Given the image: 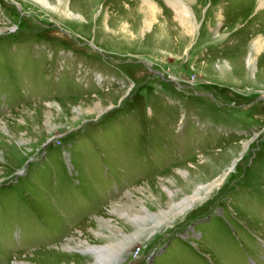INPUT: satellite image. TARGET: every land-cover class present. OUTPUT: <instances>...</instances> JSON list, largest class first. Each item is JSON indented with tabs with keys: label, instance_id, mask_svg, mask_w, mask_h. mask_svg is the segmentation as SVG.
Wrapping results in <instances>:
<instances>
[{
	"label": "rangeland",
	"instance_id": "rangeland-1",
	"mask_svg": "<svg viewBox=\"0 0 264 264\" xmlns=\"http://www.w3.org/2000/svg\"><path fill=\"white\" fill-rule=\"evenodd\" d=\"M152 1L0 0V264H264L263 0Z\"/></svg>",
	"mask_w": 264,
	"mask_h": 264
},
{
	"label": "bare ground",
	"instance_id": "bare-ground-1",
	"mask_svg": "<svg viewBox=\"0 0 264 264\" xmlns=\"http://www.w3.org/2000/svg\"><path fill=\"white\" fill-rule=\"evenodd\" d=\"M177 1H178V3H176L177 5L176 4L173 5V8H174V11H176V13L179 14L181 11H183L184 9H186L188 7H187V5L185 6L183 3H182V5H180V2H183V0H177ZM188 1L193 2V0H188ZM195 1H197V2H195L197 4V6H201L200 3L202 0H195ZM142 4H143V6H141V9H143V11L145 9L144 8L145 6L147 8H150V9L156 8L155 6H153L155 4L153 3L152 0H142ZM261 4H264V0L261 2ZM193 6L191 7L192 9H193ZM208 9H209V14H211V10L213 9V7L208 8ZM146 14H147V12H146ZM194 15H195V13H194ZM248 60L252 61L250 58H248ZM252 63H253V61L250 62V64H252ZM202 195L204 196L205 194L201 193V186H200L197 189H195L194 191H192L190 193V196H186V198H184L182 203L175 206V209L180 211L179 214H183L185 212V210H187L188 208H191V206L193 204H196L199 200H201L200 198L202 197ZM144 214L145 215L150 214V211H148V209H144ZM135 217H138V216L132 217V219L130 221V222H132L133 228H135V223H136L135 221H137V220H134ZM149 217L151 218V216H149ZM162 217L163 216H161V218L156 220L155 222H153L154 220L152 221L153 222L152 224H155L153 226V228L158 225V223L160 222ZM150 225L135 228L132 231L133 233H131L130 235L125 233V230H122L121 233L117 232L118 234L116 233V230L115 231L113 230V232L109 231V233H108V234H110L109 238L115 237L114 238L115 240L118 239L117 246L112 248V249H108L109 246L105 245V244L90 245V244L86 243V246L85 245L84 246H85L86 251L89 253V258H91V262L89 264H119L121 262L122 258L125 257V254L128 252L129 247L132 244L139 242L141 239L146 238L150 235V230H151ZM105 239L107 240L108 237L106 236ZM109 245H111V244H109Z\"/></svg>",
	"mask_w": 264,
	"mask_h": 264
}]
</instances>
